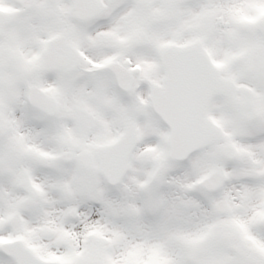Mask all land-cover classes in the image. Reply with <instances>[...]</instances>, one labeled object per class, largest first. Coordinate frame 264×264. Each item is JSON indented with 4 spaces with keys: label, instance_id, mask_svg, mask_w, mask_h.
<instances>
[{
    "label": "snow or ice",
    "instance_id": "6c2138e0",
    "mask_svg": "<svg viewBox=\"0 0 264 264\" xmlns=\"http://www.w3.org/2000/svg\"><path fill=\"white\" fill-rule=\"evenodd\" d=\"M0 264H264V0H0Z\"/></svg>",
    "mask_w": 264,
    "mask_h": 264
}]
</instances>
